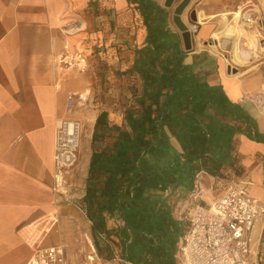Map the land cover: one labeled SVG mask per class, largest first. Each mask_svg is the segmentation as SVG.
Wrapping results in <instances>:
<instances>
[{
	"label": "crops",
	"instance_id": "0c3cea01",
	"mask_svg": "<svg viewBox=\"0 0 264 264\" xmlns=\"http://www.w3.org/2000/svg\"><path fill=\"white\" fill-rule=\"evenodd\" d=\"M148 1L157 5V21L174 33L173 45L184 52V63L207 84L218 85L237 105L236 117L248 127L230 114L221 117L234 128L230 153L242 173L226 180L200 171L186 198L191 200L200 188L194 201L211 204L231 180L241 178L264 206V116L249 101L264 91V35L238 16V8L264 0H189L181 19L188 30L192 24L197 28L190 32L188 50L171 21L173 6L166 7L165 0ZM136 4L134 0H0V264H25L38 245L65 241L74 249L73 226L81 224L87 227L81 233L91 241L81 246L82 252L93 255L94 264H120L118 258L97 257L90 222L81 209L90 150L80 173L83 183L77 186V170L70 168L59 193L53 189V139L59 122L70 118L68 98L75 105L81 92L80 72L73 69L76 61L68 58L78 56L84 65L79 50L85 44L95 48L120 42L117 46L126 50L142 45L146 31ZM231 24L238 36L226 34ZM200 182L208 188L206 195ZM180 191L169 196L170 204L171 196ZM171 208L175 218L185 221L180 208L176 211L172 204ZM54 215L57 222L52 223ZM263 228L264 220L261 234ZM186 229L187 225L177 244L175 264H180L179 246ZM52 232L55 237L47 242Z\"/></svg>",
	"mask_w": 264,
	"mask_h": 264
},
{
	"label": "trees",
	"instance_id": "16d2710c",
	"mask_svg": "<svg viewBox=\"0 0 264 264\" xmlns=\"http://www.w3.org/2000/svg\"><path fill=\"white\" fill-rule=\"evenodd\" d=\"M134 2L146 31L143 44L110 47L122 50L121 74L136 76L138 84L118 118L105 110L95 117L81 209L101 261L175 264L187 223L173 216L169 196L189 191L200 171L226 180L240 176L230 153L234 128L221 117L247 122L218 85L184 63L174 33L157 21L155 2ZM258 249L264 260V228Z\"/></svg>",
	"mask_w": 264,
	"mask_h": 264
},
{
	"label": "built area",
	"instance_id": "2783aa9c",
	"mask_svg": "<svg viewBox=\"0 0 264 264\" xmlns=\"http://www.w3.org/2000/svg\"><path fill=\"white\" fill-rule=\"evenodd\" d=\"M239 19L247 25L257 27L264 35V3L252 1L238 8ZM196 24L189 28L196 30ZM249 101L264 116V91L250 96ZM73 98L69 97L67 111L71 112ZM80 125L72 118L59 122L53 139V189L63 192L65 175L77 160ZM249 182L238 178L231 180L221 195L211 204L194 201L199 188L191 196V204L184 214L187 229L179 246L180 264H244L252 250L251 233L258 220H264V206L250 195ZM52 223L57 222L54 215ZM76 226V225H75ZM78 226H76L77 230ZM69 249L65 241L36 246L25 264H92L93 255L81 250L91 244L85 233H75ZM255 250L254 264H264Z\"/></svg>",
	"mask_w": 264,
	"mask_h": 264
},
{
	"label": "rangeland",
	"instance_id": "374dc122",
	"mask_svg": "<svg viewBox=\"0 0 264 264\" xmlns=\"http://www.w3.org/2000/svg\"><path fill=\"white\" fill-rule=\"evenodd\" d=\"M79 53L81 57H85L84 65H81L80 58L78 56L68 58L69 60L76 61L73 64V69L80 72V84L81 92L76 95V104L73 105L72 111L69 114L70 118L75 119L80 125L79 144L77 149V160L72 168L77 170V186L81 184V174L84 170V160L88 151L90 150V137L92 125L95 117L99 111L105 110L110 113L111 118H118L117 113L123 106V103H128L131 100V87L138 84L136 76L131 74H121V64L119 62L122 56V50L111 49L109 46H96L90 48L88 45H84L80 48ZM76 59V60H75ZM79 60V61H78ZM79 63V64H78ZM81 148V149H80ZM81 173V174H80ZM83 183V182H82ZM225 185V182H223ZM206 195L208 188L200 182ZM186 192L180 191L174 193L171 198V204L177 211L181 209V215L187 212L191 201L186 198ZM257 198V197H256ZM261 201V198H257ZM183 220L184 217H182ZM83 222H86L82 219ZM261 220H258L251 233L252 237V250L246 258L244 264H254L255 250L258 246L260 234H261ZM74 233H81V228L86 225H79L76 230V226H73ZM55 237V233L52 232L48 235L47 242H50ZM86 246V244H84ZM94 264V263H92Z\"/></svg>",
	"mask_w": 264,
	"mask_h": 264
},
{
	"label": "water",
	"instance_id": "95a60500",
	"mask_svg": "<svg viewBox=\"0 0 264 264\" xmlns=\"http://www.w3.org/2000/svg\"><path fill=\"white\" fill-rule=\"evenodd\" d=\"M174 0H165L164 5L166 7L173 6V12L171 16V21L176 26V28L181 32V36L183 39L184 47L186 50L190 49V40L191 34L188 30L186 24L181 19V14L183 13L184 9L189 3V0H180L178 3L173 5ZM190 18L192 21H195V14L194 11L190 12Z\"/></svg>",
	"mask_w": 264,
	"mask_h": 264
},
{
	"label": "bare ground",
	"instance_id": "6f19581e",
	"mask_svg": "<svg viewBox=\"0 0 264 264\" xmlns=\"http://www.w3.org/2000/svg\"><path fill=\"white\" fill-rule=\"evenodd\" d=\"M226 34L227 35H236V36H238L239 35V33L238 32H236V28L234 27V25H229L228 27H227V29H226ZM251 37V36H250ZM223 38H225V37H223ZM252 39V38H251ZM251 39H249V40H251ZM232 40V39H231ZM252 44H253V46H254V42H253V40H252ZM233 46V45H232ZM251 46V45H250ZM236 51V50H235ZM234 53H236L237 54V51L236 52H234ZM74 59V58H73ZM76 60V59H75ZM79 61V60H78ZM229 67V66H228ZM81 149V148H80Z\"/></svg>",
	"mask_w": 264,
	"mask_h": 264
}]
</instances>
